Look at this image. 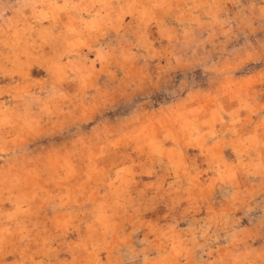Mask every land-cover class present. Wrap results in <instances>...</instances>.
<instances>
[{
	"label": "rangeland",
	"instance_id": "1",
	"mask_svg": "<svg viewBox=\"0 0 264 264\" xmlns=\"http://www.w3.org/2000/svg\"><path fill=\"white\" fill-rule=\"evenodd\" d=\"M0 264H264V0H0Z\"/></svg>",
	"mask_w": 264,
	"mask_h": 264
}]
</instances>
